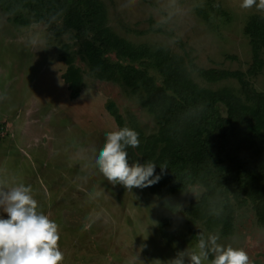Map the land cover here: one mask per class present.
Masks as SVG:
<instances>
[{"label": "rangeland", "instance_id": "rangeland-1", "mask_svg": "<svg viewBox=\"0 0 264 264\" xmlns=\"http://www.w3.org/2000/svg\"><path fill=\"white\" fill-rule=\"evenodd\" d=\"M101 1L108 26L118 36L136 45L165 47L200 68L248 73V81L264 93V73H251L253 47L245 35L250 18L264 17L255 7L242 9L241 0ZM9 19L0 11V189L31 186L38 210L58 225L62 264H166L184 251L190 264L197 243L176 220L171 234L160 235L157 199L148 188L129 190L109 182L94 163L105 133L118 130L110 103L138 139L158 131L140 98L119 83L92 78L89 67L74 55L70 35L56 39L43 25L26 27ZM65 44L82 73L76 99L63 80L67 65L59 56ZM149 73L162 82L154 69ZM221 86L240 89L236 80ZM220 110L225 114L224 106ZM201 194L200 188H192L183 207ZM235 208L231 236L202 225L198 231L243 249L248 264H264V228L255 210Z\"/></svg>", "mask_w": 264, "mask_h": 264}, {"label": "trees", "instance_id": "trees-1", "mask_svg": "<svg viewBox=\"0 0 264 264\" xmlns=\"http://www.w3.org/2000/svg\"><path fill=\"white\" fill-rule=\"evenodd\" d=\"M0 11L21 26L43 25L56 39L70 35L74 55L92 78L119 83L153 116L158 131L141 135L138 147L126 151L130 165L154 162L156 174L166 167L160 181L147 187L157 199L163 238L172 233L173 220L196 243L202 235L198 225L229 237L235 206H252L264 228V93L252 86L248 73L200 68L165 47L131 43L108 26L101 0H0ZM245 35L253 47L251 73H264V17L250 18ZM68 47L59 59L67 65L63 80L76 99L83 79ZM230 80L238 82L239 91L221 86ZM108 110L118 130L128 127L115 103ZM194 187L202 190L200 198L183 207Z\"/></svg>", "mask_w": 264, "mask_h": 264}, {"label": "clouds", "instance_id": "clouds-1", "mask_svg": "<svg viewBox=\"0 0 264 264\" xmlns=\"http://www.w3.org/2000/svg\"><path fill=\"white\" fill-rule=\"evenodd\" d=\"M242 9H255L264 13V0H241ZM103 147L94 156L100 173L109 181L125 189L146 188L158 183L161 174H156V164L128 161L126 148L138 147V133L124 127L105 133ZM6 214V217L5 215ZM59 233L56 222L38 210L32 196L31 186L16 184L0 189V264H62L63 253L58 247ZM198 253L190 256V264H248L247 253L218 243L216 235H201L197 243ZM166 264H186L185 251Z\"/></svg>", "mask_w": 264, "mask_h": 264}]
</instances>
